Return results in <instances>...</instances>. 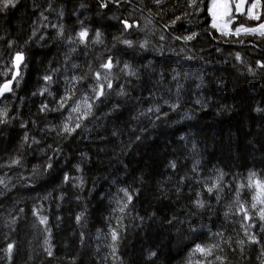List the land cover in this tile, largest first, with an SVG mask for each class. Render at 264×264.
<instances>
[{
  "label": "trees",
  "instance_id": "1",
  "mask_svg": "<svg viewBox=\"0 0 264 264\" xmlns=\"http://www.w3.org/2000/svg\"><path fill=\"white\" fill-rule=\"evenodd\" d=\"M208 1L0 0V86L24 56L0 95V264H264L248 186L264 181V35L235 33L264 23V0L258 19H223L228 31ZM109 58L112 88L96 99ZM85 96L92 114L69 134ZM196 244L217 247L190 256Z\"/></svg>",
  "mask_w": 264,
  "mask_h": 264
},
{
  "label": "snow or ice",
  "instance_id": "2",
  "mask_svg": "<svg viewBox=\"0 0 264 264\" xmlns=\"http://www.w3.org/2000/svg\"><path fill=\"white\" fill-rule=\"evenodd\" d=\"M192 2L195 3V0H192ZM244 2H245V0H240V4L236 5V10L237 11H240V5L243 4ZM156 3H160V0H156ZM3 6L4 7L15 6V0H4ZM102 6H106V4L102 5ZM256 6H257L256 3H253L251 5V9L256 8ZM217 9H222L223 10L222 14H221V18L229 16L230 4H229L228 0H213L212 8L209 9V11L213 15V27L219 28L221 31H224L227 28V24L221 25V24L217 23V11H216ZM251 9H249V15H252ZM61 15H62V13H61ZM256 18H258V17H256ZM177 19H179V17H177ZM227 23H231V20H228ZM124 26H125L126 29L129 28V27H132V25H129L126 21L124 22ZM259 29L261 30V35H264V24L259 25ZM241 30H243L245 33H249V32L255 33L257 31V29L244 28L241 25L240 28H237L235 30V33L239 34L241 32ZM59 34L60 35L63 34L62 26H61V31H60ZM225 34H228V33L225 32ZM33 35H35V33H33ZM87 35H88L87 29H84L80 33H78V36L80 37V42L81 43H83L85 41ZM100 36H101V34L99 32H97L96 33L97 42H99ZM194 36H195V33H193L192 36L185 37V39L186 40H191ZM161 39H163V37H161ZM123 43L126 44V45H129V46L132 45V41H129V40H124ZM146 43L147 42L145 41L144 44H141V47H145ZM236 58H237V60L240 59L239 53L236 54ZM23 60H24L23 54L22 53H17L16 56H15V60H14V63H15L17 68H19V66H20V64L22 63ZM260 66L264 67V65H260ZM73 67H75V65ZM100 67L102 69L110 72L112 67H113L111 58H109V60L106 63L102 64ZM124 67H125V69H127L129 66L125 65ZM17 75H18V73H17ZM129 75H135V73L134 72H129ZM15 78L16 77L14 76L13 79H15ZM95 78L99 82L100 79H101V73L100 72H96L95 73ZM44 79L46 81L50 82L51 81V76H46V77H44ZM103 79L107 82L106 83V87L108 89H111L112 88V82L110 80H108L107 76H104ZM10 84H11V81H9L8 83H5L2 86H0V95H3L5 92H10L12 90L11 87H10ZM104 90H105V84L98 83V87L93 89V91L96 93V97L95 98L99 99L101 96H103L105 94ZM118 95L123 96V95H125V93H124L123 90H121L118 93ZM83 105H84V108L86 109L84 111L81 110V104L80 103H77L76 106L71 109V113H78L80 115L77 116V121L78 122L76 123L75 127H69V124L65 123L64 129H63L65 132L71 134L72 132H74L76 130V128H79L81 126L80 123H79V120L87 118L89 115L92 114V112H91L92 104L88 102V97L87 96H85L83 98ZM171 107L173 109H175L176 105H171ZM153 111L159 112V106H157L155 109L149 108L147 110V112H153ZM144 114L145 113H142L141 115H144ZM157 118H159V117H157ZM71 119H72V117H71V114H70L69 121H71ZM181 138L183 139V137H181ZM27 139L28 138H27V135H26L25 136V140H27ZM137 139H139V137H137ZM12 163L13 164H18L19 161L18 160H13ZM48 167L50 168L51 164H49ZM77 167H79V166H77ZM171 167H173V168L176 167L174 162L171 164ZM255 176H256V173H250L249 174V185L248 186L249 187H253L254 186L257 189V195L253 196V200L254 201H258V203L264 205V181L254 180L253 178ZM64 180H65V182H67L69 180V177L67 175H65ZM0 183H4V181L0 180ZM216 187H218V183L217 184H213L212 187H209L208 191L212 192L213 189L216 188ZM121 191L124 192L125 196H127L128 203H130L131 199H132L131 194L128 193L127 189H121ZM196 205L199 208H203L204 207L203 201H200V200L196 201ZM252 207L255 208L256 204L254 203L252 205ZM125 208H127V203H125L123 206L119 207V211L121 213H123L125 211ZM241 211H244L246 213V209H244L243 206H241ZM36 214L37 213L34 212V215H36ZM260 217H261L262 220H264V208L260 209ZM82 218H83V213H81L80 215H78L76 217L77 222H79ZM40 223L41 224H46L47 223V217H40ZM110 235H111V240L113 242V252H114L115 251L114 245L119 240V232L117 231V229L113 228V229H111ZM217 235H219V234H217ZM250 239L253 242H255V238L254 237H250ZM240 243L243 244V241H241ZM13 247H14L13 244H9L8 247H7L6 251L8 252L9 256L11 255ZM214 247H217V245L205 246V245H202V244H196L194 246V248L191 250L190 256L195 255L196 253H199L201 256H204V257L210 256L212 254V251H213ZM48 254L52 255L50 249L48 250ZM152 255H155V253H152ZM217 259H219V257Z\"/></svg>",
  "mask_w": 264,
  "mask_h": 264
},
{
  "label": "rangeland",
  "instance_id": "3",
  "mask_svg": "<svg viewBox=\"0 0 264 264\" xmlns=\"http://www.w3.org/2000/svg\"><path fill=\"white\" fill-rule=\"evenodd\" d=\"M228 2H229V4H230V13H229V16H227V17H223V18H221V14H222V9H217L216 11H217V23L218 24H221V25H224V24H226L225 22H223V19H225V20H231V21H233V20H235L237 17H234V15H232V12L234 11V7H233V2H232V0H228ZM253 3H256V8H254V9H251V5L253 4ZM209 5H210V8L209 9H211L212 8V5H213V0H209ZM249 9H251V11H252V15H249ZM128 10V9H127ZM261 10H262V0H251V2H250V4L248 5V8H247V12L243 15V17L244 18H246L248 21H251L252 19L254 20V19H258L260 16H261ZM109 11V10H108ZM127 13L129 14V13H131L130 14V18L131 17H133V16H135V12L133 11V9L131 10V9H129L128 11H127ZM211 13V12H210ZM211 15H212V13H211ZM262 15H264V12H263V14ZM111 20L112 21H114V16H115V14H111ZM213 16V15H212ZM256 17H258V18H256ZM126 21H129V20H126ZM90 22H93V19H90ZM264 24V23H263ZM122 25H124L123 23H122ZM125 27V26H124ZM133 28V27H132ZM246 28H249V29H257V32H261V30L259 29V25L258 26H255V27H246ZM126 29V28H125ZM229 28H228V25H227V28L225 29V31H227ZM127 30V29H126ZM129 30H131V29H129ZM129 30H127V31H129ZM241 32H244L243 30H241ZM240 32V33H241ZM106 60H108V59H106ZM105 60V61H106ZM13 62H14V60H13ZM21 66V65H20ZM20 68V67H19ZM99 72L101 73V79H100V81H102V83H107L104 79H103V77L104 76H107L108 77V80H110V78L112 77V72H113V67H112V69H111V71L110 72H108V71H106V70H104V69H102L101 67L99 68ZM115 94H117V93H115Z\"/></svg>",
  "mask_w": 264,
  "mask_h": 264
},
{
  "label": "water",
  "instance_id": "4",
  "mask_svg": "<svg viewBox=\"0 0 264 264\" xmlns=\"http://www.w3.org/2000/svg\"><path fill=\"white\" fill-rule=\"evenodd\" d=\"M232 2H233V4H234V9H235V15L236 16H243L245 13H246V10H247V7H248V2H249V0H245V2L243 3V4H241L240 5V11H237L236 10V5L237 4H240V0H232ZM126 20H123L122 21V23L124 24V22H125ZM129 25H132V27L133 28H137L138 27V23L136 22V21H134V22H130V21H126ZM132 27H129V28H127V30H129V29H131ZM14 60H15V58H14ZM22 63H23V61H22ZM21 63V64H22ZM20 64V65H21ZM13 66H14V75H13V77L15 76V77H17L18 75H17V73H19V68H17L16 67V65H15V63L13 62ZM20 67V66H19ZM16 79V78H15ZM15 79H12V80H8V81H6V82H4L3 84H5V83H8L9 81H11V84H10V87L13 85V82H14V80ZM2 84V85H3ZM1 85V86H2ZM7 92H5L4 94H6ZM3 94V95H4Z\"/></svg>",
  "mask_w": 264,
  "mask_h": 264
},
{
  "label": "flooded vegetation",
  "instance_id": "5",
  "mask_svg": "<svg viewBox=\"0 0 264 264\" xmlns=\"http://www.w3.org/2000/svg\"><path fill=\"white\" fill-rule=\"evenodd\" d=\"M208 1V0H207ZM251 1V0H250ZM124 26V25H123Z\"/></svg>",
  "mask_w": 264,
  "mask_h": 264
},
{
  "label": "bare ground",
  "instance_id": "6",
  "mask_svg": "<svg viewBox=\"0 0 264 264\" xmlns=\"http://www.w3.org/2000/svg\"><path fill=\"white\" fill-rule=\"evenodd\" d=\"M209 2V1H208Z\"/></svg>",
  "mask_w": 264,
  "mask_h": 264
}]
</instances>
